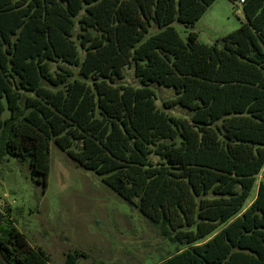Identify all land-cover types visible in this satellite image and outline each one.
<instances>
[{
  "label": "trees",
  "instance_id": "trees-1",
  "mask_svg": "<svg viewBox=\"0 0 264 264\" xmlns=\"http://www.w3.org/2000/svg\"><path fill=\"white\" fill-rule=\"evenodd\" d=\"M215 1L0 0V161L45 187L53 141L181 245L159 264H264V0H230L245 22L221 44L184 40L172 24ZM152 85L174 90L163 109ZM0 250L52 264L3 212Z\"/></svg>",
  "mask_w": 264,
  "mask_h": 264
},
{
  "label": "rangeland",
  "instance_id": "rangeland-1",
  "mask_svg": "<svg viewBox=\"0 0 264 264\" xmlns=\"http://www.w3.org/2000/svg\"><path fill=\"white\" fill-rule=\"evenodd\" d=\"M244 22L240 3L216 0L192 27L187 29L177 21L172 25L184 40L188 33L196 32L199 43L212 45L221 44ZM158 31L152 24L146 38ZM80 55L83 59L84 54ZM56 65L52 64L54 71ZM72 70L78 77V69ZM121 81L140 86L129 67ZM151 88L160 109L175 96L173 89ZM167 111L175 117L191 116L180 107ZM9 116L6 109L2 119ZM252 193L256 195L257 186ZM0 212L9 214L28 242L47 252L52 264H64L69 254L80 255L76 264H159L181 247L163 238L144 215L104 184L102 176L77 164L53 141L45 187L32 178L29 161L14 157L0 161Z\"/></svg>",
  "mask_w": 264,
  "mask_h": 264
},
{
  "label": "water",
  "instance_id": "water-1",
  "mask_svg": "<svg viewBox=\"0 0 264 264\" xmlns=\"http://www.w3.org/2000/svg\"><path fill=\"white\" fill-rule=\"evenodd\" d=\"M0 260H1V262L4 263V264H9V263L5 260V258L3 257L2 253H1V250H0Z\"/></svg>",
  "mask_w": 264,
  "mask_h": 264
},
{
  "label": "built area",
  "instance_id": "built-area-1",
  "mask_svg": "<svg viewBox=\"0 0 264 264\" xmlns=\"http://www.w3.org/2000/svg\"><path fill=\"white\" fill-rule=\"evenodd\" d=\"M243 2H244V0L241 1V3H243Z\"/></svg>",
  "mask_w": 264,
  "mask_h": 264
}]
</instances>
